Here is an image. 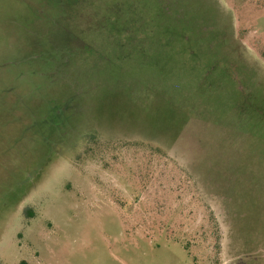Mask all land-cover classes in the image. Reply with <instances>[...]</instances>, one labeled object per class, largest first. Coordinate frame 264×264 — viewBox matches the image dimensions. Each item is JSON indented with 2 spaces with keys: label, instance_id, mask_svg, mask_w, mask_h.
Instances as JSON below:
<instances>
[{
  "label": "rangeland",
  "instance_id": "1",
  "mask_svg": "<svg viewBox=\"0 0 264 264\" xmlns=\"http://www.w3.org/2000/svg\"><path fill=\"white\" fill-rule=\"evenodd\" d=\"M0 264H264V0H0Z\"/></svg>",
  "mask_w": 264,
  "mask_h": 264
}]
</instances>
